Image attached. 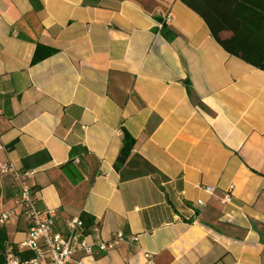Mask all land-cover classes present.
<instances>
[{"label": "crops", "instance_id": "1", "mask_svg": "<svg viewBox=\"0 0 264 264\" xmlns=\"http://www.w3.org/2000/svg\"><path fill=\"white\" fill-rule=\"evenodd\" d=\"M230 22L180 0H0V163L46 152L39 209L135 239L85 264H264V71L222 47L262 37ZM37 45L57 53L32 65ZM123 130L157 181L114 170Z\"/></svg>", "mask_w": 264, "mask_h": 264}, {"label": "built area", "instance_id": "2", "mask_svg": "<svg viewBox=\"0 0 264 264\" xmlns=\"http://www.w3.org/2000/svg\"><path fill=\"white\" fill-rule=\"evenodd\" d=\"M171 14L164 17L169 22ZM0 150L4 147L0 145ZM34 170L22 171L12 163H0V186L9 178L18 190L17 210H0V227L11 221L21 220L22 239L6 245L4 264H85L86 259L100 258L116 250L126 242H135L123 232L103 239L98 226H86L80 217L62 218L57 210H41L37 207L36 192L29 184ZM206 194L213 195L215 189L200 187ZM230 186L223 194L221 205L232 201ZM198 205H203L201 201ZM146 264L152 263V255L143 253Z\"/></svg>", "mask_w": 264, "mask_h": 264}, {"label": "trees", "instance_id": "3", "mask_svg": "<svg viewBox=\"0 0 264 264\" xmlns=\"http://www.w3.org/2000/svg\"><path fill=\"white\" fill-rule=\"evenodd\" d=\"M190 10L201 16L205 12L213 13L224 25L235 30L231 19L242 20L243 25L239 31L243 37L253 36L262 37V54H247L236 49L233 42H225L222 44L223 49L231 56L241 60L242 62L252 66L255 69L264 71V0L262 6L260 0H180ZM32 4L35 0H30ZM262 10V15L259 11ZM262 28V30H261ZM164 38L168 41L174 39L175 35L165 29L162 30ZM241 52V54H238ZM57 53L56 50L37 45L33 54L31 64L36 65L46 58ZM136 141L126 130H123L122 148L114 163V170L120 174L122 181L138 178L144 175H152L155 180L161 177L149 163L140 157H132V151ZM50 161V157L46 152H40L32 156L22 159V171H30L46 164ZM34 192L36 190L33 187ZM86 226L92 225V220L82 217ZM9 244V237L3 227H0V264H4V251L6 245Z\"/></svg>", "mask_w": 264, "mask_h": 264}, {"label": "rangeland", "instance_id": "4", "mask_svg": "<svg viewBox=\"0 0 264 264\" xmlns=\"http://www.w3.org/2000/svg\"><path fill=\"white\" fill-rule=\"evenodd\" d=\"M18 190L10 179H7L3 185L0 186V210L9 211L17 210L16 202L18 199ZM7 234L9 233V243L13 241H20L21 236L16 235V233L22 232L23 225L21 220L11 221L4 227Z\"/></svg>", "mask_w": 264, "mask_h": 264}]
</instances>
